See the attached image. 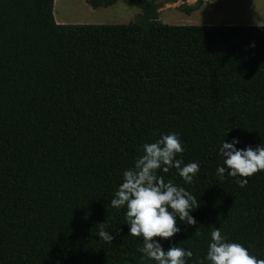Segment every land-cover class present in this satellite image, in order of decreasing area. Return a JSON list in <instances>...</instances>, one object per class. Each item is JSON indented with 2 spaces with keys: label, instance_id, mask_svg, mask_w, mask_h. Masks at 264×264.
<instances>
[{
  "label": "trees",
  "instance_id": "trees-1",
  "mask_svg": "<svg viewBox=\"0 0 264 264\" xmlns=\"http://www.w3.org/2000/svg\"><path fill=\"white\" fill-rule=\"evenodd\" d=\"M125 1L138 20L63 24L57 0H0V264H156L111 200L142 145L171 132L200 170L157 174L197 198V223L156 239L210 264L218 227L264 259V171L244 187L217 175L224 140L264 145V25L169 24L158 0Z\"/></svg>",
  "mask_w": 264,
  "mask_h": 264
},
{
  "label": "clouds",
  "instance_id": "clouds-1",
  "mask_svg": "<svg viewBox=\"0 0 264 264\" xmlns=\"http://www.w3.org/2000/svg\"><path fill=\"white\" fill-rule=\"evenodd\" d=\"M238 143L236 138L231 143L222 142L219 151L223 166L217 168V175L223 179L227 172L231 177H243L237 183L244 187L248 177L264 171V145L237 149ZM183 151L179 134L175 132L162 134L155 142L143 144L142 154L136 157L132 167L124 170L122 183L111 200L113 208L126 206L129 234L143 238V245L138 250L156 264H186L185 258L193 256L191 250L175 245L165 250L156 239H170L181 231L177 226V217L188 225L197 223L191 215L192 210L199 206L197 198L184 187L175 185L171 180L166 182L163 175L157 174L158 170L167 173L175 168L184 182L190 184L200 165L196 162L184 164L177 159V154ZM98 233L100 239L106 242L114 239L104 230L103 223ZM195 235L201 233L197 230ZM206 259L210 264H264V259L252 255L243 244L227 241L218 227L211 230ZM199 264H204V260H200Z\"/></svg>",
  "mask_w": 264,
  "mask_h": 264
},
{
  "label": "rangeland",
  "instance_id": "rangeland-1",
  "mask_svg": "<svg viewBox=\"0 0 264 264\" xmlns=\"http://www.w3.org/2000/svg\"><path fill=\"white\" fill-rule=\"evenodd\" d=\"M199 0H158L160 19L169 24L264 25V0H203L200 8L186 13L180 6ZM142 10L125 0L109 7L94 8L88 0H58L57 21L63 24H121L136 21Z\"/></svg>",
  "mask_w": 264,
  "mask_h": 264
},
{
  "label": "crops",
  "instance_id": "crops-1",
  "mask_svg": "<svg viewBox=\"0 0 264 264\" xmlns=\"http://www.w3.org/2000/svg\"><path fill=\"white\" fill-rule=\"evenodd\" d=\"M58 1V0H57ZM55 5H56V3H55ZM58 23H62L61 21H57Z\"/></svg>",
  "mask_w": 264,
  "mask_h": 264
}]
</instances>
